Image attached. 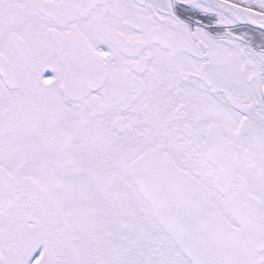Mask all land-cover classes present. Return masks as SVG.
<instances>
[{"label":"snow or ice","instance_id":"1","mask_svg":"<svg viewBox=\"0 0 264 264\" xmlns=\"http://www.w3.org/2000/svg\"><path fill=\"white\" fill-rule=\"evenodd\" d=\"M0 264H264V0H0Z\"/></svg>","mask_w":264,"mask_h":264}]
</instances>
